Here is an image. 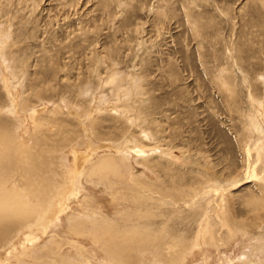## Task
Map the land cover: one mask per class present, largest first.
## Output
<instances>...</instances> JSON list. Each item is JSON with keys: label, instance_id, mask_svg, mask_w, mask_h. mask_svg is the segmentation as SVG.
Listing matches in <instances>:
<instances>
[{"label": "rangeland", "instance_id": "374dc122", "mask_svg": "<svg viewBox=\"0 0 264 264\" xmlns=\"http://www.w3.org/2000/svg\"><path fill=\"white\" fill-rule=\"evenodd\" d=\"M0 31V126L27 143L40 135L54 143L53 117L79 132L51 152L65 157L52 201L73 188L92 198L63 212L114 220L136 207L130 193L114 201L104 185L88 181L111 149L133 176L178 192L174 228L196 233L184 219L198 210L218 224L222 212L251 224L247 235L205 245L187 264H264L263 253L254 254L264 243V0H9L0 5ZM136 149L156 162L154 170L136 162ZM11 183L26 190L23 174ZM51 209L6 243L13 215L0 209V264L45 254L59 261L45 226L61 234L58 246L71 258L84 261L78 245L92 264L108 262L90 237H63L67 217L51 220Z\"/></svg>", "mask_w": 264, "mask_h": 264}, {"label": "bare ground", "instance_id": "6f19581e", "mask_svg": "<svg viewBox=\"0 0 264 264\" xmlns=\"http://www.w3.org/2000/svg\"><path fill=\"white\" fill-rule=\"evenodd\" d=\"M3 2H9V0H0V5ZM52 112L51 110L49 114L51 115ZM51 120L54 122L53 124L58 126V130L52 136V138H55V140L52 139L55 142L46 144L43 142V140L45 141L48 138L45 135L37 136L33 141L27 143L26 138L21 140L14 137L13 128L7 130L0 126V206H3L6 211L10 210V216L13 215L12 221H14L12 223L14 224L13 231L3 243L9 242L30 221H35L34 217L37 212H42L43 214L45 211L48 212L51 207L53 211L48 214L49 219L52 220L56 214L67 217L66 228L68 230L64 233L62 232L63 237L67 239L90 237L93 243L101 246L100 249L108 260L106 264H153V257L164 264H187L189 258L196 251L205 247V245L216 246L221 244L225 238L245 236L251 231L250 228L252 226L250 223L236 222L226 212L221 213L219 218L221 220L218 224L212 219L211 215L202 210V212L198 210V214L190 217L191 219L189 217H185L184 219L188 222H193L192 225L196 226V233L193 234V230L190 231L188 228H184L185 230L182 231L174 228L170 224V221L181 215L177 213L178 210L176 209V206H179V203H181L178 192L171 189L169 191L161 183L154 185L145 181L142 179L143 176H133L130 170L131 165L125 163V159L119 157V154H114L111 149L107 150L105 155L99 157L97 160L95 159L96 161L90 167L87 175L88 181L95 180L98 185H104L109 191L111 199L114 201L119 196H123L124 192L130 193L136 207L129 212L130 214H118L117 219L114 220L105 218L102 220H98L97 218L83 219L79 217L78 211L74 212L70 210L63 212L65 207L68 208L71 203L73 204L76 201L85 203L84 205H86L92 197L86 196L81 198L78 196L80 195L79 193L73 191V188L72 190L66 189L62 192L64 194L61 197L59 196L58 200L52 201L59 185H61L62 179H64L65 157H52L51 152L58 149L57 145L60 140L67 142L66 144L68 145L66 146L72 145L76 138H78L79 132L77 133L69 126L67 127L57 117H53ZM93 129L96 139H99L96 133L97 130L95 127ZM142 135L149 141H155V138H151L146 131H143ZM118 152L122 153V148ZM131 154L133 157H141L140 161L137 159L136 162L143 165L145 171L146 169L152 171L156 167V162L151 161L152 158L141 160L146 153L137 150ZM82 159L84 161L89 160L85 156ZM77 160L79 161L78 157ZM82 162L76 164L78 170L82 168ZM75 173L74 179L81 177V173H78V171ZM18 174H23V187L26 190L22 192H20L21 188L13 187L14 185L11 183ZM29 198H31V202H27ZM169 205L171 206V211L167 209ZM3 207H0V209H3ZM79 208L81 210V206ZM69 209L71 208L69 207ZM204 216H208V220L206 219L205 223V220H203ZM124 218L125 220H123ZM121 221L124 225L121 224ZM44 230V234L51 239L53 252H56L55 255H59L60 260L48 261L47 257L50 256H46L45 254L32 262L26 261L22 264H92L90 259L82 253L83 251L81 252L80 246L77 245L76 249L78 250V255L81 258L83 257L84 261L80 258L73 259L68 255L66 250H60L57 241L60 239V233H55L56 231L52 232L46 226ZM259 253H263L264 255V243L259 247H254V254L258 255Z\"/></svg>", "mask_w": 264, "mask_h": 264}]
</instances>
